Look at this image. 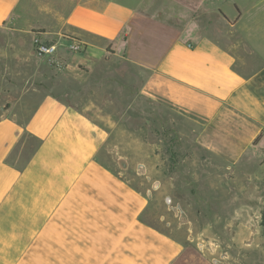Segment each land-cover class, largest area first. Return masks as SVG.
<instances>
[{
	"label": "crops",
	"instance_id": "0c3cea01",
	"mask_svg": "<svg viewBox=\"0 0 264 264\" xmlns=\"http://www.w3.org/2000/svg\"><path fill=\"white\" fill-rule=\"evenodd\" d=\"M30 14L39 17L31 23ZM37 24L58 47L62 34L84 43V51L63 52L65 72L82 82L99 75L95 63L112 47L144 98L200 147V165L214 179L208 186L229 177L264 181V0H0V57L11 72L36 64ZM20 103L0 116V264L22 263L43 234L56 248L91 257L87 264H176L183 245L144 220L148 192L102 151L98 108L55 92L28 114Z\"/></svg>",
	"mask_w": 264,
	"mask_h": 264
},
{
	"label": "rangeland",
	"instance_id": "374dc122",
	"mask_svg": "<svg viewBox=\"0 0 264 264\" xmlns=\"http://www.w3.org/2000/svg\"><path fill=\"white\" fill-rule=\"evenodd\" d=\"M56 9L53 6L47 10L52 18ZM38 17L30 14L26 20L32 23ZM43 28L35 25L32 34L39 36ZM58 40L61 47L55 44L52 54H43L37 51L32 36L36 64L28 62L17 70L22 72V78L5 66L12 65L10 59L0 57V116L15 99L21 101L17 110L28 114L35 102L50 92L80 108L91 104L101 113L95 116L100 118L96 124L107 133L102 151L111 150L116 171L148 192L150 200L144 220L183 245L176 264H264V181L243 183L242 179L229 177L227 185L216 182L215 186H208L214 179L207 178L200 165L204 158L200 147L193 137L180 134L181 124L164 107L144 98L139 92V77L123 60L117 62L112 57V47L95 63L100 66L99 75L82 82L76 73L65 72L63 52L71 51L69 36L62 34ZM77 71L82 72L83 68L78 67ZM127 82H133V86L127 88ZM109 113L114 121L104 119V114ZM125 158L130 162L127 166ZM143 165L148 166V172ZM156 167H161L160 173H156ZM43 235V240L26 252L20 264L93 261L76 249L56 248V243L50 237L46 241Z\"/></svg>",
	"mask_w": 264,
	"mask_h": 264
},
{
	"label": "built area",
	"instance_id": "2783aa9c",
	"mask_svg": "<svg viewBox=\"0 0 264 264\" xmlns=\"http://www.w3.org/2000/svg\"><path fill=\"white\" fill-rule=\"evenodd\" d=\"M33 42L35 43L36 49L38 52L43 54H52L55 50L54 43H47L40 39V36L37 34L33 37ZM68 49L74 52H81L85 50V45L80 40L70 39L68 42Z\"/></svg>",
	"mask_w": 264,
	"mask_h": 264
}]
</instances>
